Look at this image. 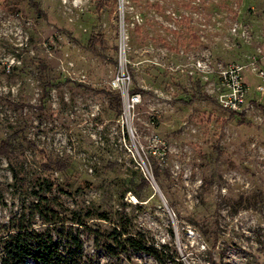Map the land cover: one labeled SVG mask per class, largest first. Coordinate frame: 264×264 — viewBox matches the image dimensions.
<instances>
[{"label": "rangeland", "instance_id": "obj_1", "mask_svg": "<svg viewBox=\"0 0 264 264\" xmlns=\"http://www.w3.org/2000/svg\"><path fill=\"white\" fill-rule=\"evenodd\" d=\"M98 1L0 0V225L42 194L101 229L127 214L169 264H264V0ZM234 62L236 112L217 102ZM121 68L126 114L102 91ZM81 236L97 264H160Z\"/></svg>", "mask_w": 264, "mask_h": 264}, {"label": "trees", "instance_id": "obj_2", "mask_svg": "<svg viewBox=\"0 0 264 264\" xmlns=\"http://www.w3.org/2000/svg\"><path fill=\"white\" fill-rule=\"evenodd\" d=\"M102 1L96 4L97 9L102 7ZM102 91L121 107L119 92ZM52 186L53 183L48 182L44 189L50 190ZM135 195L140 197L137 192ZM0 201L3 200L0 198ZM91 218L111 221L107 211L92 207L70 208L53 197L39 194L28 207L0 225V264H25L27 259L38 264H97L84 250L81 236L84 231L92 235L96 246L104 247L111 255L142 251L160 264L178 263L175 251L169 252L167 244H155L151 236L133 228L127 214L118 213L109 229L92 226Z\"/></svg>", "mask_w": 264, "mask_h": 264}, {"label": "built area", "instance_id": "obj_3", "mask_svg": "<svg viewBox=\"0 0 264 264\" xmlns=\"http://www.w3.org/2000/svg\"><path fill=\"white\" fill-rule=\"evenodd\" d=\"M194 66L196 69L205 72L213 70L208 64V61L202 58H198L194 62ZM245 68L246 64L241 62H234L216 70L218 72L219 81V93L217 94V102L221 108L234 112L241 111L247 108L248 84L243 76V71ZM250 68L252 70H257L256 72L264 81L263 69L257 68L254 61L250 63ZM128 78V73L121 68L119 72H117L116 76L112 79V85L120 89V92L118 91L120 93V96H124V94H127L126 98H123V101L121 96L124 114H126L127 111H129L141 99L139 92L128 93V90L125 88V83ZM258 88L261 89L262 86L259 85Z\"/></svg>", "mask_w": 264, "mask_h": 264}]
</instances>
